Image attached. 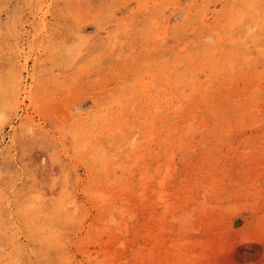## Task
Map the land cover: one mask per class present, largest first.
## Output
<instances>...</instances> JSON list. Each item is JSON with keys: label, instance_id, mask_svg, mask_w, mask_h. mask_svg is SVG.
<instances>
[{"label": "rangeland", "instance_id": "1", "mask_svg": "<svg viewBox=\"0 0 264 264\" xmlns=\"http://www.w3.org/2000/svg\"><path fill=\"white\" fill-rule=\"evenodd\" d=\"M263 11L0 0V264H264Z\"/></svg>", "mask_w": 264, "mask_h": 264}, {"label": "bare ground", "instance_id": "2", "mask_svg": "<svg viewBox=\"0 0 264 264\" xmlns=\"http://www.w3.org/2000/svg\"><path fill=\"white\" fill-rule=\"evenodd\" d=\"M251 6H253L252 4H250ZM249 5V6H250ZM252 8V7H251ZM264 12V11H263ZM261 13H262V11L259 13L260 15H261ZM251 16V15H250ZM254 17V16H253ZM239 18V17H238ZM256 18V17H255ZM261 18V17H260ZM173 19V18H172ZM233 19V18H232ZM171 20V19H170ZM261 20V19H260ZM263 18H262V21L261 22H263ZM237 21V20H236ZM256 23V22H255ZM248 24V23H247ZM204 25V24H203ZM249 25H251V24H249ZM261 24H259V26H260ZM129 26V25H128ZM127 26V27H128ZM253 27V26H252ZM256 27V26H255ZM169 28V27H168ZM253 30V29H252ZM164 32V30L162 31V33ZM161 33V32H160ZM249 33H250V31H249ZM229 36V35H228ZM227 36V37H228ZM218 37V36H217ZM182 38V37H181ZM180 38V39H181ZM122 41V40H121ZM213 42V41H212ZM81 45V44H80ZM146 48V47H145ZM261 48V47H260ZM152 49V48H151ZM149 52V51H148ZM121 53V52H120ZM150 54V53H149ZM155 54V53H154ZM153 54V55H154ZM151 55V54H150ZM248 57V56H247ZM251 57V56H250ZM162 59H164V58H162ZM196 66V65H195ZM79 67V66H78ZM186 67V66H185ZM191 68V67H190ZM188 69V68H187ZM193 69V68H192ZM191 69V70H192ZM168 71V70H167ZM183 71V70H182ZM177 72V71H176ZM180 72V71H179ZM261 72V71H260ZM179 74V73H178ZM192 75V74H191ZM168 76H169V74H168ZM152 77L153 78H155L156 77V75H152ZM197 77V76H196ZM146 78V77H145ZM145 78H143V79H145ZM194 78V77H193ZM192 78V79H193ZM141 80V86L143 87V89L144 90H146V92H148V88H149V82H146V81H144V80ZM145 80H147V79H145ZM49 81V80H48ZM148 81V80H147ZM152 81V80H151ZM181 81H183V80H181ZM178 83V82H177ZM21 84H22V79H20V78H17V77H15V79H13V82H12V89H13V93H14V101L15 100H18V98H19V96H20V89H22L21 88ZM170 84H172V81L170 82ZM69 86V85H68ZM155 87V86H154ZM164 89V88H163ZM68 91V90H67ZM164 91H165V89H164ZM181 91V90H180ZM167 92V91H166ZM25 96V95H24ZM55 98V97H54ZM30 99H32V96L30 97ZM116 101H117V99H115ZM114 100V101H115ZM115 101V102H116ZM179 105V104H178ZM178 107H180V106H178ZM252 109V108H251ZM253 110V109H252ZM257 110V109H256ZM248 111V110H247ZM246 111V112H247ZM244 113H245V111H244ZM105 114V113H104ZM87 116V115H86ZM110 117V116H109ZM82 119H84V118H82ZM194 120V119H193ZM77 121H79V120H74L73 121V123H77ZM80 121H81V118H80ZM102 121V120H101ZM151 121V120H150ZM166 121H167V119H166ZM152 122V121H151ZM240 122H241V120H240ZM239 122V123H240ZM169 123V122H168ZM84 124V122L83 123H80V127H78V129H76L74 132H75V134H77L78 136H82V137H89L90 135L89 134H87V132H85V130H83V127H82V125ZM161 124V123H160ZM230 126V125H229ZM82 127V128H81ZM192 127V126H191ZM77 128V127H76ZM86 129V128H85ZM94 129V128H93ZM95 129H97V127L95 128ZM117 129V128H116ZM149 130V129H148ZM227 130H229V128L227 129ZM119 131V130H118ZM230 131V130H229ZM150 132V131H149ZM120 133H122V132H120ZM74 134V133H73ZM92 134V133H91ZM108 134V133H107ZM151 134V133H150ZM137 136V135H136ZM135 136V137H136ZM153 136V135H152ZM103 137V136H102ZM101 137V138H102ZM133 137V136H132ZM150 137V136H149ZM148 137V138H149ZM90 139V138H89ZM92 139V138H91ZM119 139V138H118ZM144 139V138H143ZM108 140H110V138L108 139ZM15 140H13L12 139V142H14ZM96 141V140H95ZM100 141H102V140H100ZM73 142V141H72ZM80 142V141H79ZM83 142V141H82ZM87 142H89L90 143V141H87ZM105 142V141H104ZM120 142V141H119ZM136 142V141H135ZM92 143V142H91ZM90 143V144H91ZM167 143V142H166ZM84 144H85V142H84ZM168 144V143H167ZM81 145V144H80ZM79 145V146H80ZM100 145H101V142H100ZM135 145V144H134ZM175 145V144H174ZM82 146V145H81ZM170 146V145H169ZM111 147V146H110ZM114 147V146H113ZM112 147V148H113ZM119 147V146H118ZM136 147V146H135ZM85 148V147H84ZM96 148H97V146H96ZM263 148V147H262ZM82 149V148H81ZM121 149V148H120ZM12 150V145H7V146H5V147H3V148H1V151H0V155L2 156V155H4V154H6L7 152H9V151H11ZM105 150V149H104ZM103 150V151H104ZM247 150H248V148H247ZM78 151V150H77ZM156 151V150H155ZM105 152V151H104ZM243 152H244V150H243ZM99 154H100V152H98ZM264 153V152H263ZM8 154V153H7ZM133 154V153H132ZM172 154V153H171ZM244 154V153H243ZM103 155H104V153H103ZM137 156V155H136ZM170 156H173V155H170ZM243 156V155H242ZM245 156V155H244ZM104 157V156H103ZM102 157V158H103ZM42 158V157H41ZM94 158V157H93ZM137 158V157H136ZM259 158V157H258ZM252 159V158H251ZM172 160V159H171ZM253 161V160H252ZM169 162V161H168ZM167 162V163H168ZM132 165V164H131ZM261 165V164H260ZM259 165V166H260ZM166 166V165H165ZM172 166H174V165H172ZM258 165L257 166H255V167H259ZM261 167V166H260ZM259 167V168H260ZM128 168V167H127ZM252 168V167H251ZM123 169V168H122ZM125 169V168H124ZM168 169V168H167ZM216 169V168H215ZM247 169V168H246ZM222 170V169H221ZM129 171V170H128ZM157 171V170H156ZM216 171V170H215ZM103 172V171H102ZM113 172V171H112ZM250 172V171H249ZM258 172V171H257ZM99 173H101V171L99 172ZM168 173V172H167ZM122 174V173H121ZM165 174H166V172H165ZM171 174V173H170ZM1 175V174H0ZM142 175V174H141ZM150 175H151V173H150ZM164 175V174H163ZM162 175V176H163ZM169 175V173L166 175V177ZM256 175V174H255ZM152 176V175H151ZM144 177H146V175L144 174ZM169 177V176H168ZM214 177V176H213ZM260 177V176H259ZM215 178V177H214ZM114 179V178H113ZM120 179V178H119ZM166 179V178H165ZM217 179H219V178H217ZM147 181V180H146ZM143 184H144V182H143ZM147 184V183H146ZM159 184V183H158ZM163 184V183H162ZM256 184H257V182H256ZM145 185V184H144ZM146 186V185H145ZM159 186V185H158ZM161 186V185H160ZM163 186V185H162ZM254 187V186H253ZM121 188V187H120ZM162 188V187H161ZM188 188V187H187ZM71 189V188H70ZM144 189V188H143ZM155 190V189H154ZM32 191V190H31ZM48 191V190H47ZM54 191V190H53ZM162 191V190H161ZM49 192V191H48ZM51 192V191H50ZM158 192H160V190L159 191H157L156 193H158ZM165 192V191H164ZM247 192H249V191H247ZM37 193H38V191H37ZM41 194H43L42 192H40ZM52 193V192H51ZM97 193V192H96ZM142 193V192H141ZM146 193H147V190H143V193H142V195L144 196V197H146ZM250 193H252V192H250ZM48 194V193H47ZM159 194V193H158ZM160 194H162V193H160ZM39 195V194H38ZM68 195V194H67ZM40 196V195H39ZM158 196V195H157ZM160 196V195H159ZM44 197V196H43ZM89 197V196H88ZM60 198V197H59ZM162 198H164V195H161V199ZM23 199H24V197H23ZM62 199V198H61ZM72 199V198H71ZM143 199V198H142ZM159 199V198H158ZM160 200V199H159ZM171 202V201H170ZM175 202V201H174ZM202 202H203V200H202ZM201 202V203H202ZM9 203V202H8ZM74 203V202H73ZM199 203V202H198ZM201 203H199L200 204V206H201ZM245 203H247V202H245ZM244 203V204H245ZM251 204H252V202H250ZM60 204H62L61 202H60ZM81 204V203H80ZM79 204V205H80ZM176 204V203H175ZM232 204H234V203H232ZM232 204H229L230 206L232 205ZM241 204L242 203H240L239 205L241 206ZM31 205V204H30ZM78 205V204H77ZM165 205V204H164ZM171 205V204H170ZM179 205V204H178ZM202 205H203V203H202ZM206 205V204H205ZM238 205V204H237ZM38 206V205H37ZM62 206V205H61ZM165 206H167V205H165ZM220 205H218V207H219ZM240 206H236V208L237 207H240ZM247 206H248V203H247ZM39 207V206H38ZM76 207V206H75ZM170 207V206H169ZM194 206H192V208H190V209H194L193 208ZM202 207V206H201ZM205 207V206H204ZM210 207V206H209ZM215 207V206H214ZM214 207H212V208H214ZM79 208V207H78ZM221 208H222V205H221ZM233 207L231 206V209H232ZM36 209V208H35ZM81 209V208H80ZM102 209V208H101ZM163 209H165V208H163ZM162 209V210H163ZM167 209V208H166ZM165 209V210H166ZM180 209V208H179ZM211 209V208H210ZM220 209V208H219ZM240 209H242V207L240 208ZM256 209V208H255ZM82 210V209H81ZM119 210V209H118ZM165 210H164V212H165ZM198 210V209H197ZM205 209L203 208V211H204ZM209 210V209H208ZM224 210V209H223ZM252 210V209H251ZM213 211V210H212ZM227 211H229V210H227ZM36 212V211H35ZM81 212V211H80ZM123 212V211H122ZM163 212V213H164ZM194 212V211H193ZM183 213H185V212H183ZM187 214H188V212H187ZM186 213H185V215H187ZM211 214H212V212H211ZM189 215L191 216V213H189ZM61 216V215H60ZM64 216V215H63ZM1 217H2V214H0V219H1ZM29 217V216H28ZM161 217V216H160ZM187 217V216H186ZM211 218L213 217V216H210ZM36 218V217H35ZM38 218V217H37ZM175 218V217H174ZM181 218H183L182 217V215H181V217H180V219ZM109 219V218H108ZM112 219V218H111ZM113 219H114V217H113ZM171 219H172V217H171ZM210 219V218H209ZM176 220H177V217H176ZM114 221V220H113ZM180 221V220H179ZM186 221V220H185ZM191 221V220H190ZM61 222H63V221H61ZM109 222H110V220H109ZM117 222V221H116ZM162 222V221H161ZM184 221H182V223H183ZM2 223V220L0 221V224ZM52 223V222H51ZM181 223V224H182ZM184 225V224H183ZM188 225V224H187ZM190 227H191V224L189 225ZM159 227V226H158ZM163 227H165L164 226V224H163ZM105 228H107V227H105ZM182 228H184V227H182ZM178 229V228H177ZM115 230V229H114ZM184 230H186L185 228H184ZM183 230V231H184ZM188 230V229H187ZM50 231V230H49ZM151 231V230H150ZM195 231V230H194ZM185 232H188V231H185ZM148 233V232H147ZM147 233H145V234H147ZM100 235V234H99ZM154 236H155V234H154ZM1 238V237H0ZM185 241V240H184ZM201 241V240H200ZM256 241H259V242H261V243H264V237H257L256 238ZM183 242V241H182ZM191 242V241H190ZM249 242H251V240L249 239V241H246V243H249ZM177 243V242H176ZM184 243H186V242H184ZM183 243V244H184ZM170 244V243H169ZM181 245H182V243H180ZM215 244V243H214ZM183 246V245H182ZM137 247H139V246H137ZM152 247V246H151ZM150 247V248H151ZM176 247V246H175ZM96 248V247H95ZM123 248V247H122ZM140 248V247H139ZM205 248V247H204ZM223 248V247H222ZM180 249H182V248H180ZM165 250H167V249H165ZM178 250V249H177ZM219 250V249H218ZM137 251V250H136ZM169 251V250H168ZM176 251V250H175ZM220 251V250H219ZM25 252V251H24ZM180 252L182 253L183 251H181L180 250ZM185 252V251H184ZM183 252V253H184ZM216 252V251H215ZM12 253V252H11ZM176 253H177V251H176ZM134 254V253H133ZM151 254V253H150ZM153 254V253H152ZM165 254V253H164ZM180 254V253H179ZM185 254V253H184ZM191 253H189V255H190ZM222 254V253H221ZM17 255V254H16ZM109 255V254H108ZM172 254H170V256H171ZM176 256L175 257H179V258H182V255H179V256H177V254H175ZM197 255H199V254H197ZM196 255V256H197ZM202 255H204V254H202ZM14 256V255H13ZM140 256V255H139ZM150 257H152L151 255H149ZM173 256V255H172ZM185 257V260H187L186 259V255H184ZM192 256H193V254H192ZM199 256H201V255H199ZM198 256V257H199ZM145 257H147V255L145 256ZM189 257V256H188ZM195 257V256H194ZM202 257V256H201ZM201 257H199V258H201ZM203 257H205V255L203 256ZM207 257V256H206ZM214 257V256H213ZM15 258V257H14ZM93 258V257H92ZM135 258V257H134ZM196 259H197V257H195ZM195 258H193V260H195ZM88 259H89V257H88ZM146 259H148V258H146ZM178 259V258H177ZM192 259V258H191ZM203 259V258H202ZM209 259V258H208ZM179 260V259H178ZM180 260H184L183 258L182 259H180ZM184 260V261H185ZM172 261H174V260H172ZM149 262V261H148ZM176 262H177V260H176ZM207 262H209V261H207ZM216 262V261H215ZM6 263V262H5ZM13 263V262H12ZM229 263V262H228ZM176 264H179L178 262L176 263ZM212 264V263H211Z\"/></svg>", "mask_w": 264, "mask_h": 264}]
</instances>
